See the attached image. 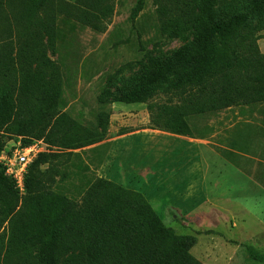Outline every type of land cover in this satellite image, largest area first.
I'll return each instance as SVG.
<instances>
[{
  "label": "trees",
  "instance_id": "1",
  "mask_svg": "<svg viewBox=\"0 0 264 264\" xmlns=\"http://www.w3.org/2000/svg\"><path fill=\"white\" fill-rule=\"evenodd\" d=\"M144 3L136 1L132 22ZM152 3L159 32L184 45L128 91L102 90L89 128L61 110L44 48L56 46L59 16L104 32L114 0H0V152L13 138L49 148L28 166L23 194L0 166V264H202L191 254L196 237L167 227L141 193L101 177L85 181L78 200L53 187L64 157L104 139L109 104H146L151 129L193 138L188 116L264 103V20L253 24L250 14L259 16L258 1ZM163 82L162 94L177 104L151 101ZM242 247L264 264V249Z\"/></svg>",
  "mask_w": 264,
  "mask_h": 264
},
{
  "label": "rangeland",
  "instance_id": "2",
  "mask_svg": "<svg viewBox=\"0 0 264 264\" xmlns=\"http://www.w3.org/2000/svg\"><path fill=\"white\" fill-rule=\"evenodd\" d=\"M136 1L114 0L104 32L59 16L56 46L44 48L60 81L61 110L84 127L96 124L102 90L128 91L185 43L159 32L152 0L132 22ZM255 1L260 14L250 13L253 24L264 20V0ZM259 34L264 54V28ZM164 84L151 101L177 104L162 94ZM107 108L104 139L64 157L55 190L78 200L85 181L105 178L141 193L176 234L195 236L191 254L202 264H256L242 244L264 249V103L188 116L193 138L151 129L146 104Z\"/></svg>",
  "mask_w": 264,
  "mask_h": 264
},
{
  "label": "built area",
  "instance_id": "3",
  "mask_svg": "<svg viewBox=\"0 0 264 264\" xmlns=\"http://www.w3.org/2000/svg\"><path fill=\"white\" fill-rule=\"evenodd\" d=\"M43 145L42 141H34L32 144L23 145L20 139L11 142L0 152V166L4 168L5 174L12 178L20 194L24 193V176L28 166L42 151L39 146Z\"/></svg>",
  "mask_w": 264,
  "mask_h": 264
},
{
  "label": "crops",
  "instance_id": "4",
  "mask_svg": "<svg viewBox=\"0 0 264 264\" xmlns=\"http://www.w3.org/2000/svg\"><path fill=\"white\" fill-rule=\"evenodd\" d=\"M189 138V137H188Z\"/></svg>",
  "mask_w": 264,
  "mask_h": 264
}]
</instances>
